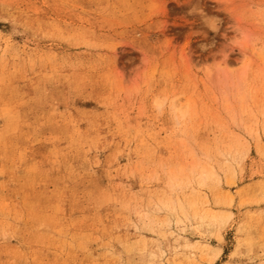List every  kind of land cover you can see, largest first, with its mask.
<instances>
[{"label":"rangeland","instance_id":"obj_1","mask_svg":"<svg viewBox=\"0 0 264 264\" xmlns=\"http://www.w3.org/2000/svg\"><path fill=\"white\" fill-rule=\"evenodd\" d=\"M0 264H264V0H0Z\"/></svg>","mask_w":264,"mask_h":264},{"label":"bare ground","instance_id":"obj_2","mask_svg":"<svg viewBox=\"0 0 264 264\" xmlns=\"http://www.w3.org/2000/svg\"><path fill=\"white\" fill-rule=\"evenodd\" d=\"M179 103V102H178ZM178 106H179V104H178ZM187 106V105H186ZM175 107H177V106H175ZM175 110H176V108H175ZM182 110H183V108H182ZM188 110V109H187ZM184 111V110H183ZM184 113V112H183ZM187 114V113H186ZM183 115V114H182Z\"/></svg>","mask_w":264,"mask_h":264}]
</instances>
